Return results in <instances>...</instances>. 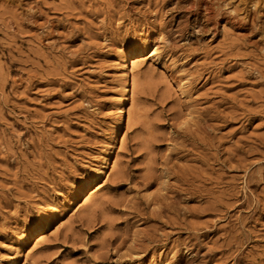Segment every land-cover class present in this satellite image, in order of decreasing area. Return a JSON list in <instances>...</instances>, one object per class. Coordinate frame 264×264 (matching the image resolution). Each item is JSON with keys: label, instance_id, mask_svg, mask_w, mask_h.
Masks as SVG:
<instances>
[{"label": "rangeland", "instance_id": "1", "mask_svg": "<svg viewBox=\"0 0 264 264\" xmlns=\"http://www.w3.org/2000/svg\"><path fill=\"white\" fill-rule=\"evenodd\" d=\"M12 260L264 264V0H0Z\"/></svg>", "mask_w": 264, "mask_h": 264}, {"label": "bare ground", "instance_id": "2", "mask_svg": "<svg viewBox=\"0 0 264 264\" xmlns=\"http://www.w3.org/2000/svg\"><path fill=\"white\" fill-rule=\"evenodd\" d=\"M121 53H123V63L124 66L122 67L123 73H122V87L120 91V98L118 100V104L124 103L127 97V83L129 81V69H128V62L132 61L136 57H139L142 55V50L139 48L137 45H132L130 47L125 48ZM150 54V53H149ZM153 54L149 55V58L152 57ZM134 62V61H132ZM141 63V62H140ZM117 114H118V120H117V128H120L122 125V119H123V109L122 106L118 107L117 109ZM113 146V145H112ZM49 214L44 213L38 222L37 225H35L32 230H31V237L37 235V234H42L44 231L45 225L49 221ZM29 236V235H28ZM43 238V237H41ZM8 264H15V261H9Z\"/></svg>", "mask_w": 264, "mask_h": 264}]
</instances>
